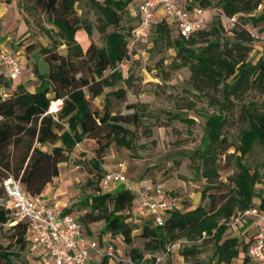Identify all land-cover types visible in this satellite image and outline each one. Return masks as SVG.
Returning a JSON list of instances; mask_svg holds the SVG:
<instances>
[{
    "label": "trees",
    "instance_id": "trees-1",
    "mask_svg": "<svg viewBox=\"0 0 264 264\" xmlns=\"http://www.w3.org/2000/svg\"><path fill=\"white\" fill-rule=\"evenodd\" d=\"M26 1L28 6L22 4ZM80 1L17 0L19 9L38 10L46 15L52 29L45 33L51 43L38 50L48 72L41 74L33 67L32 75L38 84L32 92L16 84L6 94L12 81L0 72V183L10 176L18 180L27 197L39 196L44 186L57 177L58 166L67 162L74 147L92 139L97 143L95 156L89 161L94 179L85 182L89 193L80 201L85 210L75 220L87 234L91 224L101 223L93 237L106 235L112 248L113 240L121 239L126 246V260L115 255L111 264H143L146 260L149 264H169L154 263L153 256L177 242L186 244L178 251L183 260L195 257L201 245H208L210 252L202 264H253L246 248L254 221L243 213L256 208L264 214V179L258 170H250L243 159L253 146L264 148V54L254 63L248 60L253 36L245 26L264 33V0H180L185 12L192 8L215 11L211 21L206 20L200 30L186 37L180 36L170 22L155 18L150 23L154 25L155 41L164 42L173 51L168 72L186 68L188 93L192 91L191 95L204 100L211 109L204 115L198 144L188 156L204 181L199 203L168 211L161 226L151 222L137 226L131 220L136 194L124 186L100 191L97 185L104 176L100 168L103 152L110 143L130 148L140 127L149 136L150 126L192 122L180 112L162 110L153 115L141 103L126 105L130 113L125 115L111 114L110 99L122 101L125 94L122 86L130 88V78H124L116 69L127 58L126 38L132 30L130 26H120L121 14L131 3L135 10L140 0H84L95 13L101 33L109 27L114 29L104 34V46L97 48L89 44L84 51L75 36L80 32L88 38L91 29L74 12V4ZM221 19L231 22L228 31L224 30ZM60 47L63 52H58ZM100 96L98 113L90 108L89 100ZM55 100L61 101L59 108L48 113L50 102ZM183 107L192 109V103L186 100ZM160 115L165 122H158ZM236 127L235 139H229L227 131ZM230 167L233 172L221 181L219 170ZM257 184L261 186L258 191ZM2 194L0 240L4 238L6 242L0 243V264H32L36 257L28 254L31 246L26 239L27 225L13 219L0 186ZM71 211L68 207L59 215H71ZM237 214L250 222L251 232L246 240L225 236L230 219ZM136 229L140 247L132 246V232ZM96 264H107L106 257Z\"/></svg>",
    "mask_w": 264,
    "mask_h": 264
},
{
    "label": "rangeland",
    "instance_id": "rangeland-1",
    "mask_svg": "<svg viewBox=\"0 0 264 264\" xmlns=\"http://www.w3.org/2000/svg\"><path fill=\"white\" fill-rule=\"evenodd\" d=\"M101 2L102 0H97ZM17 0L5 2L0 0V50L9 53L17 61L20 68V76L10 83V88L5 90L8 94L16 84H21L26 90L33 91L38 82L32 75V69L36 66L41 74L48 72L46 62L39 56L40 48H47L50 40L47 38L46 31L52 29L50 22L45 14L38 10L19 9L16 5ZM28 6L29 2H22ZM134 4L131 3L121 14L120 26H130L127 41V58L116 67L124 78H130V88L125 90L122 101L110 99V111L125 115L130 110L125 108L132 103L145 104L147 111L153 115H158L159 111H169L171 113L182 114L192 123L172 121L161 127H151L149 136L143 134V127L135 131V138L126 149L110 143L104 150L100 168L103 174L115 171L118 163L124 165L125 188L135 192L144 186L159 187L175 200L178 209L189 205L193 207L199 203L200 192L204 181L199 178L193 168L192 161L188 158L191 150L198 144L202 134L204 115L210 113L205 101L194 97L192 91L188 93L186 80L188 71L186 68L168 72L167 64L173 56V51L166 48L164 42L155 41L154 25H151L146 35L134 41V30L137 21L133 17ZM76 16L86 20L91 29L88 38L82 33H77L75 38L84 51L89 44L94 47L104 46V34L114 30L107 28L104 33L97 29V18L93 10L84 1L74 4ZM215 11L210 10L205 13V21H211ZM225 31L231 27V22L221 19ZM246 29L253 36L251 51L248 60L254 63L264 54V33H258L256 28L249 25ZM175 36L170 30V37ZM53 38H55L53 36ZM63 47L58 48V52H63ZM162 62L160 67L157 63ZM157 67V68H156ZM163 72V73H162ZM168 72V73H166ZM167 74V75H165ZM167 76V78H166ZM107 90H104L106 92ZM87 98V97H86ZM186 100L192 103V109L184 108ZM102 96L89 100L92 110L100 112ZM182 107V108H180ZM158 122H165L162 115L158 116ZM154 122V119H152ZM166 124V123H162ZM144 125H146L144 123ZM129 128L132 129L130 126ZM229 139L234 140L237 135V127L227 131ZM102 143V142H101ZM97 143L92 139H85L74 147L65 163L58 166V175L42 189L39 199L52 207L55 214L70 207L71 215L74 218L80 216L85 208L82 207L81 199L89 193L86 188V180L94 179L89 167V161L95 156ZM232 152V150H229ZM243 163L250 170H258L264 179V148L253 146L251 151L245 155ZM233 168L220 169L219 178L225 181L226 177L233 172ZM118 183L104 184L102 180L98 183L101 192L112 191ZM260 185L255 186V190L260 189ZM4 202L3 194L0 196V204ZM258 205V199H253V206ZM131 220L137 226L151 222L145 215L131 216ZM101 227V223L91 224L88 229L95 235ZM251 232L250 222L241 218L238 214L230 219L225 236H235L246 238ZM139 230L132 232V246L140 247L141 240L138 238ZM107 236H102V243L106 242ZM5 239L1 238L0 243L5 244ZM199 244V241L196 242ZM186 245L184 242H177L167 247L168 251L162 254H155L162 257L160 262L169 264H202L209 255V246L201 245L199 253L193 257L183 260L179 254V249ZM113 251L116 257L126 260V246L120 238L113 240ZM166 249V250H167ZM33 254L30 247L28 254ZM30 254V255H31ZM29 255V256H30ZM146 260L143 264H149ZM111 264V263H110ZM119 264H127L125 262Z\"/></svg>",
    "mask_w": 264,
    "mask_h": 264
},
{
    "label": "built area",
    "instance_id": "built-area-1",
    "mask_svg": "<svg viewBox=\"0 0 264 264\" xmlns=\"http://www.w3.org/2000/svg\"><path fill=\"white\" fill-rule=\"evenodd\" d=\"M205 13V10L198 8L183 11L180 0H140L133 12L137 21L133 40L144 37L155 18L174 24L179 35L186 37L203 27ZM0 72L12 82L20 75L17 61L1 50ZM60 104V100L50 102L48 113H54ZM102 182L125 184L123 163H118L114 172L104 175ZM0 186L13 219L26 223V239L33 249L41 253L42 264H96L103 257H106L108 264L116 259L112 246L107 241L104 248L101 247L96 238L85 235L82 226L73 216H56L52 207L42 202L39 196L27 197L18 180L8 176L1 181ZM134 193L136 200L132 215H145L155 226L162 225L168 211L177 209L175 200L159 187L144 186ZM243 215L250 216L254 221V231L246 248V255L253 264H264V214L256 208H250ZM148 257L150 256L145 255V258ZM161 258L153 256V262L158 263ZM32 264H37V261Z\"/></svg>",
    "mask_w": 264,
    "mask_h": 264
},
{
    "label": "crops",
    "instance_id": "crops-1",
    "mask_svg": "<svg viewBox=\"0 0 264 264\" xmlns=\"http://www.w3.org/2000/svg\"><path fill=\"white\" fill-rule=\"evenodd\" d=\"M157 15V14H156ZM20 76V75H19ZM30 92H32V91H30ZM56 216H60L59 214H55ZM88 231H89V234H87L86 233V231L84 230V233H85V235L88 237V238H96L97 240H98V242H99V245L101 246V247H103V243H102V236H104V235H101L99 238H97V237H93V232H91L89 229H88ZM97 233V232H96ZM106 236V235H105ZM33 249V248H32ZM33 255L36 257V261H37V264H42L41 263V261H40V259H41V253L38 251V250H36V249H33ZM49 264H53L52 262H49Z\"/></svg>",
    "mask_w": 264,
    "mask_h": 264
}]
</instances>
